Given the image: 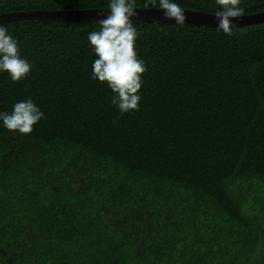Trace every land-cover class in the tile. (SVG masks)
Segmentation results:
<instances>
[{
    "label": "trees",
    "instance_id": "trees-1",
    "mask_svg": "<svg viewBox=\"0 0 264 264\" xmlns=\"http://www.w3.org/2000/svg\"><path fill=\"white\" fill-rule=\"evenodd\" d=\"M108 3L0 0V12ZM1 24L32 69L0 72V112L30 98L45 118L29 135L0 121V264H264V22L232 36L133 23L147 71L139 111L124 114L92 78L98 23Z\"/></svg>",
    "mask_w": 264,
    "mask_h": 264
},
{
    "label": "clouds",
    "instance_id": "clouds-1",
    "mask_svg": "<svg viewBox=\"0 0 264 264\" xmlns=\"http://www.w3.org/2000/svg\"><path fill=\"white\" fill-rule=\"evenodd\" d=\"M157 0H146L143 7L155 6ZM241 0H216L222 10L215 13L218 29L232 36V20L242 18L244 8ZM136 0H110L107 14L99 19V30L91 31L87 39L97 57L92 64V78L106 83L113 93L111 103L121 114L139 111L143 84L142 76L147 71L145 62L138 58L136 40L140 33L133 25L137 17ZM159 8L164 18L174 20L184 26L185 9L174 0H159ZM18 42L8 34V28L0 24V72H7L13 82L24 80L32 69L27 59L20 57ZM44 113L32 99H26L13 105L11 113L0 112V121L10 132L29 135Z\"/></svg>",
    "mask_w": 264,
    "mask_h": 264
},
{
    "label": "water",
    "instance_id": "water-1",
    "mask_svg": "<svg viewBox=\"0 0 264 264\" xmlns=\"http://www.w3.org/2000/svg\"><path fill=\"white\" fill-rule=\"evenodd\" d=\"M108 8L92 9H71V10H20L0 12V24L10 21L28 20V19H48V20H73L84 22H96L104 18ZM138 13L133 23H164L175 24L174 20L164 18L163 11L159 7H136ZM104 14V15H103ZM185 25H199L206 27H218V20L214 13L185 9ZM232 26L242 27L264 22V11L244 15L242 18H230Z\"/></svg>",
    "mask_w": 264,
    "mask_h": 264
}]
</instances>
